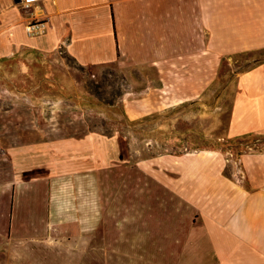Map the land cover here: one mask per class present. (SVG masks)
I'll return each instance as SVG.
<instances>
[{
	"label": "rangeland",
	"instance_id": "374dc122",
	"mask_svg": "<svg viewBox=\"0 0 264 264\" xmlns=\"http://www.w3.org/2000/svg\"><path fill=\"white\" fill-rule=\"evenodd\" d=\"M192 8L190 49L176 35L175 64L158 71L135 57L132 42L121 60L88 66L61 47L25 62L0 56V264L13 235L19 248L42 246L39 253L50 255L42 264H178L183 252L188 264L199 254L220 264L222 252L264 251V242L230 241L234 192L264 184V131L230 129L238 71L254 56L200 52ZM36 23L32 18L27 32ZM69 111L76 112L71 121ZM49 123L63 124L56 131L61 158L39 153V139H54ZM107 130L111 136L102 134ZM8 133L15 138V185L7 178ZM91 197L92 229L73 227L60 238L50 237L55 227L32 225L75 219V203L85 220ZM42 244L64 254L43 253Z\"/></svg>",
	"mask_w": 264,
	"mask_h": 264
},
{
	"label": "crops",
	"instance_id": "0c3cea01",
	"mask_svg": "<svg viewBox=\"0 0 264 264\" xmlns=\"http://www.w3.org/2000/svg\"><path fill=\"white\" fill-rule=\"evenodd\" d=\"M178 4H182L181 11ZM191 8L194 11V35H203L202 49L200 45L198 48L200 52L205 54L209 49L216 54H226L264 48V0H41L29 8L35 17L24 15L29 12L22 8L20 0H0V56L25 62L35 54L51 53L61 47L78 64L88 66L121 60L127 53V43L132 42L130 48L134 50L135 57L147 61L148 66L152 65L158 71L160 67L174 66L176 35L182 41V48L188 46L190 49ZM32 18L44 24L40 34H28L26 26ZM176 19L178 25L182 24L177 32ZM160 60L166 61V65ZM238 85L230 129L264 131V62L241 72ZM66 115L71 121L76 112L69 111ZM22 125L25 127L26 124ZM46 125L52 127L49 131H54V139H50L48 144L46 139H39V153L43 157L61 158L62 139L58 138L56 131L63 130V124ZM65 125L72 130L71 122ZM13 127L14 124H8L7 129L11 131ZM82 127L86 129L85 124ZM7 136L8 161H11L7 178L15 185V138L11 133ZM50 144L56 148L53 152L47 151ZM239 194L234 192V234L230 241L234 244L264 242V184L256 191ZM53 205L50 203V209L57 211L58 207ZM80 209L79 204L72 205L74 211L70 210V213H74L76 218L70 221L50 218L42 220V224L27 222V225L55 227L50 237L55 233L60 238L64 230L73 227L92 229L93 197L86 204L85 220L80 216ZM260 215L261 221L256 222L254 218ZM15 238V235L8 238L6 264H42L41 260L50 256L39 253L37 249L42 248L39 244L26 243L20 247L21 250H16L19 246ZM42 245L47 247L43 253L54 249L58 255L64 254L57 251L54 244ZM187 258L190 259L183 252L178 264H188ZM206 258V255L199 254L194 258L198 262L193 264H206ZM216 258L220 264H245L240 263V259L250 258L257 264H264V251H237L231 256L222 252Z\"/></svg>",
	"mask_w": 264,
	"mask_h": 264
},
{
	"label": "trees",
	"instance_id": "16d2710c",
	"mask_svg": "<svg viewBox=\"0 0 264 264\" xmlns=\"http://www.w3.org/2000/svg\"><path fill=\"white\" fill-rule=\"evenodd\" d=\"M237 54L238 55H244V56H247V55L248 56H254L249 62H245L244 67L238 72L246 71V70L252 68L253 66L264 62V55H263L264 54V48L258 49V50L240 52ZM108 104L113 105V103H111V102H108ZM126 121H127L126 123H128V124L130 122L132 125L137 124V122H132V121H129L128 119H126ZM102 134L106 135V136H111L112 132L107 130V131H103Z\"/></svg>",
	"mask_w": 264,
	"mask_h": 264
},
{
	"label": "built area",
	"instance_id": "2783aa9c",
	"mask_svg": "<svg viewBox=\"0 0 264 264\" xmlns=\"http://www.w3.org/2000/svg\"><path fill=\"white\" fill-rule=\"evenodd\" d=\"M38 1H41V0H20V3L22 5V8L25 11H28L30 6L33 3L38 2ZM43 28H44V24L43 23H36V24L29 25L28 26V34H33V33H36L38 31H42Z\"/></svg>",
	"mask_w": 264,
	"mask_h": 264
}]
</instances>
